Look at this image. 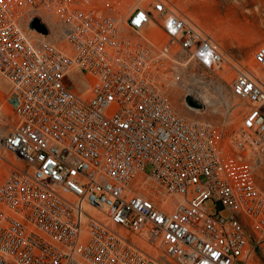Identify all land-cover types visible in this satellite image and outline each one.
<instances>
[{"label": "built area", "instance_id": "2783aa9c", "mask_svg": "<svg viewBox=\"0 0 264 264\" xmlns=\"http://www.w3.org/2000/svg\"><path fill=\"white\" fill-rule=\"evenodd\" d=\"M131 7L0 0V264H264V42L228 133L191 79L224 51L168 0Z\"/></svg>", "mask_w": 264, "mask_h": 264}, {"label": "rangeland", "instance_id": "374dc122", "mask_svg": "<svg viewBox=\"0 0 264 264\" xmlns=\"http://www.w3.org/2000/svg\"><path fill=\"white\" fill-rule=\"evenodd\" d=\"M149 1L143 0V3ZM168 1L205 30L224 51L227 61L225 66H230L229 62L235 63L239 67L252 68L254 66L253 54L264 42V0ZM193 73L208 85L205 88L200 87L202 91L197 94L199 96L207 93L211 97L209 99L211 103L204 105L207 109L205 118L218 124L223 123L227 132L232 133L241 125L242 110L239 111L240 116H238L230 114V109L239 102L243 104L244 108V103L230 93L229 87L236 73L234 72V75L232 72L229 73L228 82H226L223 73L219 74L220 78L215 73L198 68H195ZM8 91V83L0 75V142L16 124V118L7 104ZM198 100L203 103L202 99ZM179 110L186 112L183 103L179 106ZM146 172L148 173L149 169H146ZM257 186L264 189V181L261 180V176L257 179ZM206 208L210 214L217 211L214 202L206 203ZM254 261V264H261L257 258Z\"/></svg>", "mask_w": 264, "mask_h": 264}, {"label": "bare ground", "instance_id": "6f19581e", "mask_svg": "<svg viewBox=\"0 0 264 264\" xmlns=\"http://www.w3.org/2000/svg\"><path fill=\"white\" fill-rule=\"evenodd\" d=\"M132 1V9L133 8H135V7H137L138 5H141L142 3H143V0H131ZM230 63V66H223L222 67V70L221 71H217L215 74H216V76L218 77V78H220V76L221 75H219L220 73L222 74L223 73V75H225V79H226V82H228V78H227V76L229 75V73L230 72H232L233 73V75H234V72L236 71V70H239V71H241V67H239L238 65H236L235 63H232V62H229ZM254 63V62H253ZM236 73V72H235ZM1 75V74H0ZM191 79L193 80V82H195V83H198V84H200L201 86L200 87H202L203 86V88H205L206 86H208L207 85V83L205 82V81H203L202 79H200L199 77H198V75H196V74H194L193 73V75H191ZM199 93V91L194 95V93H193V95L195 96V98H197V97H199V98H197V99H202V101H203V105H207V104H209V103H211V102H209V99L211 98V97H209L208 95H207V93L206 94H204V95H199V96H197V94ZM233 108H229L230 110H231V113L230 114H235V115H238V116H240L239 115V111H241V110H243V104H241L240 102L237 104H234L233 106H232ZM182 109H183V107H182ZM184 111V110H183ZM233 116V115H232ZM237 129V128H236ZM248 264H250V263H248Z\"/></svg>", "mask_w": 264, "mask_h": 264}, {"label": "water", "instance_id": "95a60500", "mask_svg": "<svg viewBox=\"0 0 264 264\" xmlns=\"http://www.w3.org/2000/svg\"><path fill=\"white\" fill-rule=\"evenodd\" d=\"M32 27L37 29L39 32L43 33V34H46L47 33V30L45 29V27L41 26L38 22L37 19H35L32 23Z\"/></svg>", "mask_w": 264, "mask_h": 264}, {"label": "trees", "instance_id": "16d2710c", "mask_svg": "<svg viewBox=\"0 0 264 264\" xmlns=\"http://www.w3.org/2000/svg\"><path fill=\"white\" fill-rule=\"evenodd\" d=\"M187 101L189 102L190 100H189V99H187Z\"/></svg>", "mask_w": 264, "mask_h": 264}]
</instances>
